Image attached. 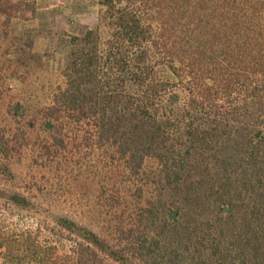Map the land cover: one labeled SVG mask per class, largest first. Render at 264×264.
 <instances>
[{"label":"trees","instance_id":"16d2710c","mask_svg":"<svg viewBox=\"0 0 264 264\" xmlns=\"http://www.w3.org/2000/svg\"><path fill=\"white\" fill-rule=\"evenodd\" d=\"M97 5L43 128L60 148L106 145L140 185L102 235L65 216L19 222L40 205L0 189V264H264V0Z\"/></svg>","mask_w":264,"mask_h":264},{"label":"rangeland","instance_id":"374dc122","mask_svg":"<svg viewBox=\"0 0 264 264\" xmlns=\"http://www.w3.org/2000/svg\"><path fill=\"white\" fill-rule=\"evenodd\" d=\"M21 1L28 6L16 9L18 0L0 4L11 16L5 25L0 13V139L5 143L0 189L40 205L38 213H20L19 222L29 225L65 216L102 235L116 208L130 206L140 182L126 181L123 162L106 145L93 140L88 145L79 137L60 148L43 128L46 107L65 86L70 39H81L96 27L97 0H39L38 10L36 0ZM22 9L27 18L14 17ZM156 173L155 163L148 162L141 204L153 200Z\"/></svg>","mask_w":264,"mask_h":264},{"label":"crops","instance_id":"0c3cea01","mask_svg":"<svg viewBox=\"0 0 264 264\" xmlns=\"http://www.w3.org/2000/svg\"><path fill=\"white\" fill-rule=\"evenodd\" d=\"M39 9V0H36V10Z\"/></svg>","mask_w":264,"mask_h":264}]
</instances>
